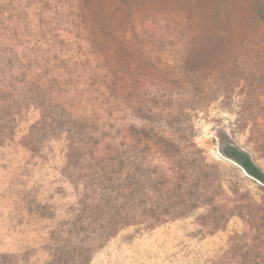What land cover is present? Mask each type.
<instances>
[{
	"label": "rangeland",
	"instance_id": "rangeland-1",
	"mask_svg": "<svg viewBox=\"0 0 264 264\" xmlns=\"http://www.w3.org/2000/svg\"><path fill=\"white\" fill-rule=\"evenodd\" d=\"M264 0H0V264H264Z\"/></svg>",
	"mask_w": 264,
	"mask_h": 264
},
{
	"label": "trees",
	"instance_id": "trees-1",
	"mask_svg": "<svg viewBox=\"0 0 264 264\" xmlns=\"http://www.w3.org/2000/svg\"><path fill=\"white\" fill-rule=\"evenodd\" d=\"M222 153L238 163L247 174L264 184V171L253 162L247 152L234 145H225Z\"/></svg>",
	"mask_w": 264,
	"mask_h": 264
}]
</instances>
